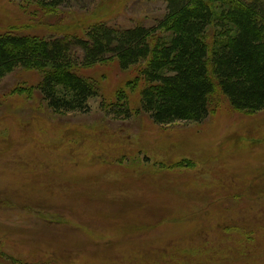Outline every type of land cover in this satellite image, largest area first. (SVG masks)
<instances>
[{"label": "rangeland", "instance_id": "rangeland-1", "mask_svg": "<svg viewBox=\"0 0 264 264\" xmlns=\"http://www.w3.org/2000/svg\"><path fill=\"white\" fill-rule=\"evenodd\" d=\"M165 13L163 0H65L51 13L0 0V34L84 39ZM141 67L76 69L97 92L85 114L48 109L39 71L0 80V264H264V112L214 94L203 123L157 126L140 109ZM120 96L126 120L108 113Z\"/></svg>", "mask_w": 264, "mask_h": 264}, {"label": "trees", "instance_id": "trees-1", "mask_svg": "<svg viewBox=\"0 0 264 264\" xmlns=\"http://www.w3.org/2000/svg\"><path fill=\"white\" fill-rule=\"evenodd\" d=\"M51 13L65 0H33ZM155 28L94 26L84 39L0 34V80L17 69L42 73L38 92L56 114L88 113L97 96L76 69L115 59L142 65L140 109L157 126L203 123L212 96L235 112H264V0H163ZM77 51L81 53L77 55ZM108 112L129 119L124 96Z\"/></svg>", "mask_w": 264, "mask_h": 264}]
</instances>
